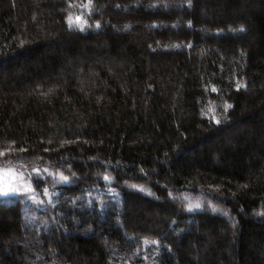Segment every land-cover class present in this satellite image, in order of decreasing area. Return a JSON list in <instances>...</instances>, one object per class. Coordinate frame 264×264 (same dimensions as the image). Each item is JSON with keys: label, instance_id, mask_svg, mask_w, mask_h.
Segmentation results:
<instances>
[{"label": "trees", "instance_id": "1", "mask_svg": "<svg viewBox=\"0 0 264 264\" xmlns=\"http://www.w3.org/2000/svg\"><path fill=\"white\" fill-rule=\"evenodd\" d=\"M87 2L0 0V264H264V0Z\"/></svg>", "mask_w": 264, "mask_h": 264}, {"label": "snow or ice", "instance_id": "2", "mask_svg": "<svg viewBox=\"0 0 264 264\" xmlns=\"http://www.w3.org/2000/svg\"><path fill=\"white\" fill-rule=\"evenodd\" d=\"M92 3V0H88L87 4L84 5V7H88L90 8ZM189 6H191V0H189ZM73 19L76 21V24H73ZM66 22L68 23L69 29L71 30L74 26L79 28V30L83 31L84 30V25L87 23L86 20L83 19L82 16H76L75 18L72 17L71 14H69L68 17H66ZM97 27H99V25H97ZM241 31H243V28L240 29ZM239 87V85H238ZM215 91V89H213ZM231 105H225V111H227V109L231 108ZM217 123H220L219 120L216 121ZM0 155H2V153H0ZM6 171V169L0 168V196H8L10 194H19L21 192H25V191H32L33 188L30 184L28 185H23V186H18V187H12L9 186L7 189H5L3 187V176H4V172ZM36 171L37 174V178L39 177V172L38 170H34ZM45 171H47V169H45ZM59 179L62 182H68L69 177L66 175H63L62 173L59 174ZM105 180H108L109 177L107 175L104 176ZM133 187H136L135 185H133ZM192 206L189 205V208H191ZM195 207L199 208L200 205L196 204ZM153 243H158L157 241H153Z\"/></svg>", "mask_w": 264, "mask_h": 264}, {"label": "rangeland", "instance_id": "3", "mask_svg": "<svg viewBox=\"0 0 264 264\" xmlns=\"http://www.w3.org/2000/svg\"><path fill=\"white\" fill-rule=\"evenodd\" d=\"M76 16H74V18H75ZM73 21L74 22H76L74 19H73ZM13 181V176L12 175H10V174H4V176H3V187L5 188V187H9V185L11 184V182ZM31 194V195H30ZM45 194V193H44ZM29 197H33V198H35V199H37V196L35 195V194H33V193H28L27 194Z\"/></svg>", "mask_w": 264, "mask_h": 264}]
</instances>
